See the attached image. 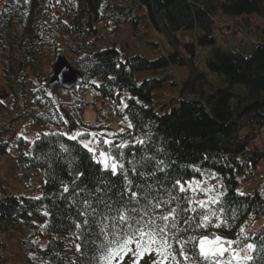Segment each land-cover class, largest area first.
<instances>
[{
  "label": "trees",
  "instance_id": "1",
  "mask_svg": "<svg viewBox=\"0 0 264 264\" xmlns=\"http://www.w3.org/2000/svg\"><path fill=\"white\" fill-rule=\"evenodd\" d=\"M222 15L243 18L239 30L219 24ZM251 16L264 18V0H0L2 76L21 99L16 119L53 127L34 140L27 155L20 153L28 179L42 171L40 193L20 197L0 190V264H8L17 248L33 264H109L103 258L107 247L129 233L120 214H130L134 230L145 212V219L163 223L159 215L172 208L176 227L170 232L169 252L174 258L169 256L166 264H217L200 255L198 241L204 236L237 241L239 248L252 243L253 259L242 264H264V224L246 234L241 231L248 220L264 218V174L253 194L237 191L239 178L254 180L264 160V146L250 147L264 128V28L254 30ZM217 24L234 34L242 31L243 48L256 36L252 48L217 46ZM123 25L132 29L138 48L159 46L149 37L155 30L164 33L171 47H150L154 59L138 52L125 56L115 44L98 47L101 27L117 33ZM206 46L212 48L207 67L220 77L217 84L197 67L199 47ZM65 48L82 73L79 89L109 101L118 116H127L118 140L112 141L115 147L100 142L123 165L119 174L105 170L78 138H69L66 118L46 90ZM185 65L193 73L181 87L167 71ZM143 71L163 75L138 80L136 73ZM167 78L178 86L180 104L160 113L155 90ZM187 89L199 98L185 99ZM13 124L0 128V134ZM6 145L0 142L2 150ZM156 203L163 207L156 208ZM179 240L185 241L183 249ZM129 247L132 251L111 264L161 259L155 251L137 257L135 244ZM229 258L225 252L220 264Z\"/></svg>",
  "mask_w": 264,
  "mask_h": 264
},
{
  "label": "rangeland",
  "instance_id": "2",
  "mask_svg": "<svg viewBox=\"0 0 264 264\" xmlns=\"http://www.w3.org/2000/svg\"><path fill=\"white\" fill-rule=\"evenodd\" d=\"M226 25L229 24L232 28L239 30L241 27L240 22L243 23V18H237L236 20L231 16L222 15L219 17V24ZM251 27L254 30H260L264 28V18L251 16L250 17ZM216 27L214 36L217 40V46L228 48L229 45L236 44L241 50H250L252 48V43L256 36H251L248 38L247 42L242 47V39L245 38L242 34L243 32L238 31L233 33V30L224 27L222 30L220 25ZM258 36L261 34L258 33ZM150 39L152 41L158 42L159 46L148 45L146 47L142 46L138 48L133 41V31L128 26H121L120 30L115 33L111 30L109 26L101 27L99 32V48L110 47L115 44L117 47L121 48L125 56H130L136 52L142 54L143 56L154 59L156 54L154 51H158L159 48L167 49L171 47V44L166 39L164 33L160 31L150 32ZM152 47V49H150ZM212 54V48L209 46L199 47L198 55L196 57L197 67L201 71H207L209 77L214 81V84L219 83L220 77L210 72L207 67V58ZM60 55L69 56L72 54L65 48ZM59 55V56H60ZM193 70L189 65L185 66H172L171 71L168 70L167 74H174L178 81V86L184 87L186 83L192 76ZM159 73H153L150 71H143L136 73V78L138 80L150 79V77H159ZM52 77V76H51ZM50 77V78H51ZM163 78V77H160ZM164 79V78H163ZM165 86L156 89L155 93L160 96L156 99L155 108L160 112L164 113L169 111L173 106L180 104V91L178 86L170 83V79L164 80ZM48 83V82H47ZM46 83V85H47ZM194 83V82H193ZM207 91H210V87H204ZM57 107L66 118L68 133L75 134L77 132L81 133L77 138L80 141H92L90 145L92 148L96 149L94 153L95 159H99V151H104L100 142L102 139L114 141L118 140V133L123 130V124L127 119V116H118L114 111L112 104L109 101H104L103 99L96 97L91 91L80 90L78 86L71 90L65 88H59L56 91L50 92ZM185 99H198V95L194 94L191 89L185 90L183 93ZM0 128L6 130L9 127L11 121L14 122L12 130L7 133L0 134V142H6L7 145L4 150L0 146V190L4 188V193L17 194L18 196H37L40 193V179L42 171H38V175H33L34 178H27L25 175L26 161L20 153L28 154L29 148L37 138L42 133H47L53 131L51 125H41L32 124L24 119H16L18 114L21 112L20 108V96L16 97L15 94L6 87L3 76H2V58L0 55ZM77 114H75V112ZM84 119L86 123H82L81 118ZM89 125H92L89 127ZM95 134L93 136L92 134ZM244 133V132H243ZM27 137V139H25ZM22 138V143L20 144L19 139ZM264 146V128L260 135L250 144L251 148L263 147ZM41 173V174H40ZM32 174V173H31ZM264 174V160L261 161L257 168L255 169V179L251 181H246L243 178H239V183L237 185V191L241 193L253 194L257 187V182L259 178ZM264 224V218L248 220L243 226V233L246 234L248 231H255L259 229ZM227 241V240H225ZM252 244V243H248ZM246 244V245H248ZM246 245L239 248L236 244H224V247L229 249H237L242 252V254L251 255L252 250H249ZM30 257L38 261V256L31 254ZM244 263V262H242ZM8 264H33L26 258V254L17 248L14 253H12V258L8 261Z\"/></svg>",
  "mask_w": 264,
  "mask_h": 264
},
{
  "label": "snow or ice",
  "instance_id": "3",
  "mask_svg": "<svg viewBox=\"0 0 264 264\" xmlns=\"http://www.w3.org/2000/svg\"><path fill=\"white\" fill-rule=\"evenodd\" d=\"M95 83V82H93ZM129 127H132V125L129 123ZM64 135H69L68 133H63ZM81 133L77 132L75 134H71L69 136L70 139H77L78 136H80ZM95 136V134H92ZM37 138H39V134H37ZM27 139V137H25ZM81 143L84 144L85 148H88L89 151L95 152L96 149L92 148L90 145L92 144V141H81ZM103 143L113 145L112 141L105 140ZM140 143H143V141H140ZM121 146H127L121 145ZM67 151V149H65ZM99 159L98 163H102L104 166V169L107 171H110L111 174L116 175L119 174L120 171L123 169V165L119 164V161L115 156H110L105 151H99L98 153ZM176 184L179 186V190L181 192L185 191L184 187L180 185L179 181H176ZM64 192H68L69 189L67 186L64 187ZM131 192V189H129ZM241 195H244V193H240ZM131 196L133 198H137V193L131 192ZM36 199H39V197H36ZM213 202H218V198L216 200H213ZM189 203H193L192 201H189ZM200 207H205L204 201H199ZM85 204H87V201H85ZM156 208H162L163 204L156 203ZM194 210V209H193ZM135 211V210H132ZM86 214V213H85ZM47 215V213H45ZM145 217H148V213L145 212L144 216L141 217L140 221L136 223V226L133 230V221L128 213L120 214L118 219L120 222L125 223L129 228V233L125 235L122 239L112 241L111 243L114 244V247H107V252L104 254L103 258L111 264V261L115 258L121 257L123 255H127L128 252L132 251V249L129 247L131 244H135L136 246V255L137 257H143L145 253H152L155 251V253L161 257L159 261H153V264H166V261L169 259V256H172L174 258V253L169 252V249L171 248V244L169 243L170 239V232L176 227L175 220H176V209L172 208L170 209L166 214L159 215V220L163 223H157L156 218L149 217L148 219H145ZM208 217L205 216L204 220H207ZM87 221H85V224ZM217 227L220 225L217 224ZM243 231V229H241ZM119 235V234H118ZM178 244H180L181 249H183L185 241L179 240L177 241ZM235 244L237 241H225L223 238L217 236L214 239H210L207 236H204L199 239L198 241V247L200 251V255L204 258V260H216L217 264H220L219 258L224 255L225 252L230 253V258L223 262V264H233V260L235 261V264H242V262H247L253 259L251 255L242 254L240 250L237 249H229L224 247V244ZM153 245H157L155 248ZM79 247V246H77ZM246 247L249 250H253L255 248V245L248 244ZM181 254L184 256V259H188L186 253L183 251ZM138 264V261L136 262Z\"/></svg>",
  "mask_w": 264,
  "mask_h": 264
},
{
  "label": "water",
  "instance_id": "4",
  "mask_svg": "<svg viewBox=\"0 0 264 264\" xmlns=\"http://www.w3.org/2000/svg\"><path fill=\"white\" fill-rule=\"evenodd\" d=\"M83 78L82 73L75 68L66 56H59L53 66V76L47 84V91L53 92L59 88L73 89Z\"/></svg>",
  "mask_w": 264,
  "mask_h": 264
}]
</instances>
